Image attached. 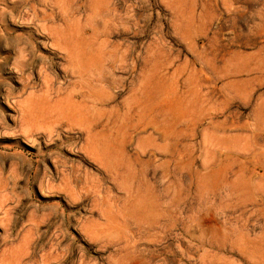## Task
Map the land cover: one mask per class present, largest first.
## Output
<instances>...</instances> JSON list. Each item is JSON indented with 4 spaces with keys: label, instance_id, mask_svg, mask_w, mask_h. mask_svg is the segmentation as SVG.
Masks as SVG:
<instances>
[{
    "label": "rangeland",
    "instance_id": "obj_1",
    "mask_svg": "<svg viewBox=\"0 0 264 264\" xmlns=\"http://www.w3.org/2000/svg\"><path fill=\"white\" fill-rule=\"evenodd\" d=\"M0 264H264V0H0Z\"/></svg>",
    "mask_w": 264,
    "mask_h": 264
},
{
    "label": "bare ground",
    "instance_id": "obj_2",
    "mask_svg": "<svg viewBox=\"0 0 264 264\" xmlns=\"http://www.w3.org/2000/svg\"><path fill=\"white\" fill-rule=\"evenodd\" d=\"M20 64H19V68L20 69H23V68H25L26 66H27V62L26 61H22V62H19Z\"/></svg>",
    "mask_w": 264,
    "mask_h": 264
}]
</instances>
